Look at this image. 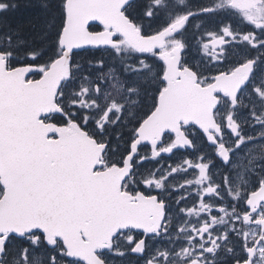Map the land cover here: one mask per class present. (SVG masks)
Wrapping results in <instances>:
<instances>
[{
	"label": "snow or ice",
	"instance_id": "obj_1",
	"mask_svg": "<svg viewBox=\"0 0 264 264\" xmlns=\"http://www.w3.org/2000/svg\"><path fill=\"white\" fill-rule=\"evenodd\" d=\"M23 6L0 0V264H264V0Z\"/></svg>",
	"mask_w": 264,
	"mask_h": 264
},
{
	"label": "trees",
	"instance_id": "obj_2",
	"mask_svg": "<svg viewBox=\"0 0 264 264\" xmlns=\"http://www.w3.org/2000/svg\"><path fill=\"white\" fill-rule=\"evenodd\" d=\"M21 7L20 9L13 14L12 23L15 25L16 23H24L29 19H32L36 16L37 10L33 8H27L23 5L28 3L29 0H19Z\"/></svg>",
	"mask_w": 264,
	"mask_h": 264
},
{
	"label": "flooded vegetation",
	"instance_id": "obj_3",
	"mask_svg": "<svg viewBox=\"0 0 264 264\" xmlns=\"http://www.w3.org/2000/svg\"><path fill=\"white\" fill-rule=\"evenodd\" d=\"M97 30H99V29H97Z\"/></svg>",
	"mask_w": 264,
	"mask_h": 264
}]
</instances>
